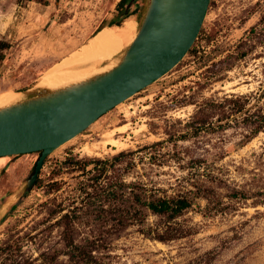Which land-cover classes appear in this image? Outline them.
Instances as JSON below:
<instances>
[{
    "label": "rangeland",
    "instance_id": "1",
    "mask_svg": "<svg viewBox=\"0 0 264 264\" xmlns=\"http://www.w3.org/2000/svg\"><path fill=\"white\" fill-rule=\"evenodd\" d=\"M125 4L0 0V95L41 84ZM112 129L133 142L83 150ZM39 155L0 157V208L16 200L0 264H264V0H211L184 58L54 150L20 197ZM136 193L193 204L171 217Z\"/></svg>",
    "mask_w": 264,
    "mask_h": 264
},
{
    "label": "water",
    "instance_id": "2",
    "mask_svg": "<svg viewBox=\"0 0 264 264\" xmlns=\"http://www.w3.org/2000/svg\"><path fill=\"white\" fill-rule=\"evenodd\" d=\"M210 2L143 0L136 36L115 56L111 66L64 86L30 87L23 97L0 106V157L40 152L20 197L35 185L54 150L184 58L199 36ZM129 14L128 6L98 30L117 24L120 17ZM15 202L6 201L0 217Z\"/></svg>",
    "mask_w": 264,
    "mask_h": 264
},
{
    "label": "bare ground",
    "instance_id": "3",
    "mask_svg": "<svg viewBox=\"0 0 264 264\" xmlns=\"http://www.w3.org/2000/svg\"><path fill=\"white\" fill-rule=\"evenodd\" d=\"M138 25V20L128 16L122 24H113L98 30L81 47L49 67L43 74L41 84L49 87H60L98 72V63L102 64V62L113 60L135 38ZM87 62L91 64L82 66ZM17 98H19L18 92L11 90L3 92L0 95V106L10 104ZM116 129L119 132H125L127 126L121 125ZM116 129L107 133L108 138L102 141V144L87 143L83 150L90 154H97L99 149L107 148L109 145H112L114 149L128 147L133 142L132 139L121 140L113 137Z\"/></svg>",
    "mask_w": 264,
    "mask_h": 264
},
{
    "label": "trees",
    "instance_id": "4",
    "mask_svg": "<svg viewBox=\"0 0 264 264\" xmlns=\"http://www.w3.org/2000/svg\"><path fill=\"white\" fill-rule=\"evenodd\" d=\"M124 2L125 0H121L119 4H122ZM0 43H1L0 59H3L4 57L3 51L7 49L10 46V44L7 42H0ZM242 55H245V53H243ZM234 101L238 102L239 100L238 98H236ZM262 127H263V123H260V125H258L255 128V131L259 132L262 129ZM34 167H33V170H34ZM135 197L139 202L143 203L145 206H147V208H149L154 213L168 214L171 217H175V216L182 214L184 210L188 209L193 204L192 201L187 197H179V198L158 197V198L144 200L141 194L139 193H136ZM157 237L161 240L169 239L164 234H158Z\"/></svg>",
    "mask_w": 264,
    "mask_h": 264
},
{
    "label": "flooded vegetation",
    "instance_id": "5",
    "mask_svg": "<svg viewBox=\"0 0 264 264\" xmlns=\"http://www.w3.org/2000/svg\"><path fill=\"white\" fill-rule=\"evenodd\" d=\"M125 2H126V4L124 5V7L120 8V11L124 10V8L129 6V10H130L129 15H131L133 13H137L136 12L137 9H139V11H140V9L142 8V5H143V0H125ZM117 6H120V5L118 4Z\"/></svg>",
    "mask_w": 264,
    "mask_h": 264
},
{
    "label": "crops",
    "instance_id": "6",
    "mask_svg": "<svg viewBox=\"0 0 264 264\" xmlns=\"http://www.w3.org/2000/svg\"><path fill=\"white\" fill-rule=\"evenodd\" d=\"M119 2V0H117V3Z\"/></svg>",
    "mask_w": 264,
    "mask_h": 264
}]
</instances>
